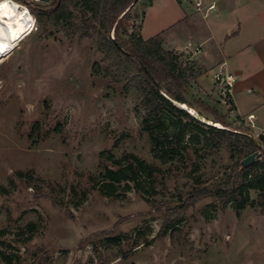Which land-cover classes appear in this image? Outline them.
Segmentation results:
<instances>
[{
    "label": "rangeland",
    "instance_id": "374dc122",
    "mask_svg": "<svg viewBox=\"0 0 264 264\" xmlns=\"http://www.w3.org/2000/svg\"><path fill=\"white\" fill-rule=\"evenodd\" d=\"M9 1L32 17L30 5L51 2ZM136 2L129 9L135 31L143 10ZM69 8L79 25L78 10ZM33 21L30 35L9 53L0 51V252L7 257L0 264H264V207L257 204L237 209L206 198L187 209L175 238L158 237L166 210L197 188L221 183L244 159L241 153L216 148L218 137L206 141L211 133L198 119L148 114L132 84L117 80L114 61H103L97 33L70 39L65 28ZM181 59L191 61L185 54ZM191 82L186 96L195 105ZM213 97L205 102L231 127H249L230 114L229 100ZM159 121L158 133L168 136L165 144L176 153L165 164L153 157L147 130ZM36 125L39 133H32ZM181 126L183 136L174 143L171 136ZM190 133L200 141L188 142ZM101 151L117 159L132 153L158 172L140 175L139 191L123 181L119 198L102 195ZM248 196L257 203V192ZM30 222L32 232L26 231ZM123 234L128 239L121 236L120 251L106 246V237Z\"/></svg>",
    "mask_w": 264,
    "mask_h": 264
},
{
    "label": "trees",
    "instance_id": "16d2710c",
    "mask_svg": "<svg viewBox=\"0 0 264 264\" xmlns=\"http://www.w3.org/2000/svg\"><path fill=\"white\" fill-rule=\"evenodd\" d=\"M136 1L51 0L49 5H30L29 10L37 22L49 21L56 27L65 28L70 39L75 36L84 39L90 37V32L97 33L99 50L103 53V61H114V66L118 71L117 80H126L132 84L130 86L137 92L140 106L148 114L165 113L179 120L189 118L200 124L197 118H193L185 109L173 104L170 99L176 103L187 105L195 111L196 108H200L210 115L206 120L221 126L219 128L203 124V126L208 127L212 137L206 138V141H212L214 137H218L219 139L215 143L216 148L224 145L227 149H237L244 158L259 150L247 136L252 132L251 128L241 130L231 127L226 122L225 115L201 99H197L195 105L190 103L186 96L188 85L200 76L204 69L193 61L184 63L181 54L164 50L160 34L144 40L139 34L140 25L135 31L133 18L127 10ZM70 5L78 10L79 25L75 22L73 11L69 8ZM112 29L114 37L110 39L108 33ZM143 68L151 74L161 89L157 87ZM99 71L100 63L95 62L93 73L98 74ZM198 114L202 116L201 111ZM147 121L148 119L145 117L143 122L147 123ZM162 124L159 121L154 127L148 125L147 130L153 157L165 164L174 160L176 153L165 144V141L169 139L168 136L158 133V128ZM182 127L181 130L171 136L174 143L181 140L184 132ZM32 133H39L37 125L33 127ZM199 141V135L189 134L188 142ZM98 159L99 166L102 168L100 173L102 180L98 191L100 194L109 197L119 198L120 195L116 193V188L123 181L132 182L135 190L139 191V176L142 174L152 176L158 172L156 166L139 159L132 153H125L121 159H117L111 152L101 151L98 154ZM104 161L109 162L110 166L105 165ZM250 190L257 192V203L249 201ZM206 198L221 204L233 203L237 209H242L247 204L251 206L257 204L264 207V153L246 168H241L240 161L234 163L221 183L197 188L186 198H181V202L177 206L168 208L163 215L158 237L169 235L171 239L175 238L178 232L176 225L182 221L187 209ZM52 204L55 208L63 210L62 206L57 203L53 202ZM66 214L72 218L69 213ZM34 228L35 224L32 222L26 225L28 232H32ZM3 233L4 231L1 230L0 235ZM121 236L127 238L125 234L106 237V246L109 248L117 247L120 251ZM6 258L0 252V261L6 260Z\"/></svg>",
    "mask_w": 264,
    "mask_h": 264
},
{
    "label": "crops",
    "instance_id": "0c3cea01",
    "mask_svg": "<svg viewBox=\"0 0 264 264\" xmlns=\"http://www.w3.org/2000/svg\"><path fill=\"white\" fill-rule=\"evenodd\" d=\"M215 1L203 17L178 0H137L136 7L143 6L139 34L144 40L160 34L163 48L202 67L192 92L203 101L229 100L230 114L256 135L264 132V0ZM220 71L236 77L229 92L213 80Z\"/></svg>",
    "mask_w": 264,
    "mask_h": 264
},
{
    "label": "bare ground",
    "instance_id": "6f19581e",
    "mask_svg": "<svg viewBox=\"0 0 264 264\" xmlns=\"http://www.w3.org/2000/svg\"><path fill=\"white\" fill-rule=\"evenodd\" d=\"M9 0H0V51L9 53L33 31L34 17L21 6L10 4ZM181 107H185L182 105ZM220 126L219 124H216Z\"/></svg>",
    "mask_w": 264,
    "mask_h": 264
},
{
    "label": "water",
    "instance_id": "95a60500",
    "mask_svg": "<svg viewBox=\"0 0 264 264\" xmlns=\"http://www.w3.org/2000/svg\"><path fill=\"white\" fill-rule=\"evenodd\" d=\"M40 1H48V0H40ZM129 10V8L127 9ZM145 71L146 69L143 68ZM146 73L148 74V76L152 79V81L157 85V87L159 89L160 86L156 83V81L152 78L151 74L146 71ZM164 94V93H163ZM166 96V94H164ZM167 97V96H166ZM168 99H170L169 97H167ZM173 104H175L176 106L180 107V108H183L185 109L188 113H190L191 115H193L195 118H197L198 120L206 123V124H209L211 126H215V127H219L221 128V126H217L215 125V123L211 122V121H208L206 119H204L201 115H199L197 112H195L193 109H191L189 106L187 105H184L185 107H181L183 104H180V103H176L174 100L170 99ZM249 137V139L251 141H253V143L259 148V150L257 151H254L253 153H251L250 155H248L247 157H245L244 159H242L240 161V166L241 168H246L250 165H252V163L256 160V159H259L261 154L264 153V132L262 133H259V134H256L254 136L252 135H247Z\"/></svg>",
    "mask_w": 264,
    "mask_h": 264
},
{
    "label": "built area",
    "instance_id": "2783aa9c",
    "mask_svg": "<svg viewBox=\"0 0 264 264\" xmlns=\"http://www.w3.org/2000/svg\"><path fill=\"white\" fill-rule=\"evenodd\" d=\"M181 3L190 4L196 13L205 17L209 12L216 9L215 0H178ZM214 82L222 87L226 92H229L231 86L236 80V77L233 74L223 73L222 71L215 73ZM252 116H249L251 118Z\"/></svg>",
    "mask_w": 264,
    "mask_h": 264
}]
</instances>
